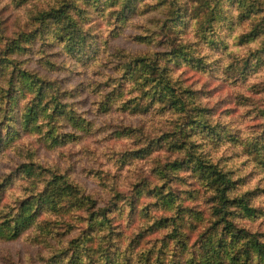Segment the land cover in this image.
<instances>
[{"label": "rangeland", "instance_id": "1", "mask_svg": "<svg viewBox=\"0 0 264 264\" xmlns=\"http://www.w3.org/2000/svg\"><path fill=\"white\" fill-rule=\"evenodd\" d=\"M61 2L78 22L73 30L59 23ZM95 3L0 0V61L5 43L30 36L14 60L16 73L52 83L47 113L51 97L66 93L65 111L39 114L25 126L33 97L21 90L19 76L9 86L10 68L0 75V225L12 223L21 199L34 201L53 176L80 189L66 215L45 208L17 238L1 235L0 264L201 262L198 237L210 234L211 196L192 164L172 168L191 152L229 171L239 191L253 192L263 214L246 226L264 231V33L253 38L264 0H246L248 11L225 3V18L213 27L201 0H178V16L170 0H139L131 10L119 0ZM40 15L47 17L41 25ZM197 45L200 53L172 66V74L181 94L194 97L190 105L201 123L195 113L191 122L161 102L151 104L150 92L127 90V82L123 91L114 88L124 53L165 58ZM188 132L194 147L187 146ZM169 194L176 198L167 206ZM179 201L181 215L187 209L204 217L190 218L180 241L169 221L159 226L176 215Z\"/></svg>", "mask_w": 264, "mask_h": 264}, {"label": "trees", "instance_id": "2", "mask_svg": "<svg viewBox=\"0 0 264 264\" xmlns=\"http://www.w3.org/2000/svg\"><path fill=\"white\" fill-rule=\"evenodd\" d=\"M97 5L100 4V0H95ZM108 2H114L115 0H106ZM123 1V10L133 9V5L139 3V0H119ZM205 5L204 17L210 22V27H213L217 17L222 16L225 18L226 9L224 4L227 3L230 6H234L235 10H247L249 4L245 3L246 0H201ZM172 12L178 16L181 14V5L178 0H170L169 3ZM174 6V7H173ZM52 7L51 10H54ZM57 9V14H61L63 20L59 23L61 26H65L67 29L73 28L78 25L76 18L66 11V5L61 2ZM49 9L48 12H51ZM81 10L85 11V7H81ZM138 10V8H137ZM185 10V9H184ZM250 10V9H249ZM248 11V10H247ZM244 12V11H243ZM186 12H184L185 14ZM65 17V18H64ZM46 16L40 15L39 25L46 21ZM57 15L53 13L52 19H56ZM67 19V23L64 20ZM253 38L258 34L264 33V17H261L253 28ZM20 35L18 34L17 37ZM249 36V35H248ZM31 37L25 39H14V41L7 42L4 45L3 55L0 61V75L4 76L10 73V79H8L9 86L13 88L14 76L15 80L19 77L23 80L21 83V90L27 91L33 97L32 104L29 106L27 113L23 117L22 124L28 126L32 121L37 118V115H48L49 118H55L61 112L65 111L66 105L64 102H60V98L65 100V91L63 93H55L51 97L53 103L49 109L50 113H47V106L49 101L48 88L53 86L52 83H48L37 76L36 73L32 74L26 70H21L16 73L17 64L14 63L15 58H19L26 52V47L22 45L23 42H27ZM79 36L75 35L72 40L78 43ZM75 46V45H73ZM198 46L190 53H181V51L165 52V58H162L158 54L143 58L145 54L132 55L124 53L120 57L117 67L120 72L119 79L116 80L115 89L123 91V88L128 85L130 91L146 90L151 93L149 101L154 104L155 101L161 102L165 107L173 108L178 111L184 118H190L193 122L192 116L195 113L196 124L201 123L198 120V115L194 108H191L190 101L195 100L194 97H189L181 94V87L178 85L177 77L172 74V66L179 64L182 60L191 62L194 59V54L200 53ZM10 68L7 73L6 69ZM20 70V69H18ZM14 75V76H13ZM19 76V77H18ZM132 79H135L132 81ZM20 82V81H19ZM130 84V86H129ZM15 86V85H14ZM204 110V111H203ZM207 108L202 109L206 112ZM204 115V113H203ZM202 116V115H201ZM198 120V121H197ZM203 126L206 123L203 122ZM189 138L188 147H194V137L190 135V132L186 134ZM190 141V142H189ZM186 163L192 164L193 171L196 172L198 177L207 186V192L210 193V206L209 217L207 222L210 223V234L206 238H202V234L198 237L201 241V262L197 264H264V231L253 230L251 227L246 226V222L255 221L259 219L263 214V209L255 206L253 203V192L251 190L239 191L237 187V181H235L229 171H225L220 168L216 163L210 160H203L199 156H194V153H189V159L186 161L175 162L172 165L174 169L176 166ZM57 177L53 176V179L46 181L43 187V192L33 201L32 198L21 199L18 207V212L10 220L5 223L6 226L0 225V236L9 237L11 239L17 238L21 232L32 224L33 219L37 213H42L45 208L47 210L58 211L62 215H66L71 211L69 207V200H77V193L80 189L74 186L71 181L62 177L61 182H57ZM160 191V190H158ZM75 192V196H74ZM167 195L163 201L165 205H170L175 200L174 195ZM161 196V195H160ZM76 198V199H75ZM163 198V197H162ZM87 201L94 204L89 198ZM72 202V201H71ZM176 215L170 219L160 220L159 226H166L169 221L173 230V234L176 238L183 240L185 237L184 232L188 224L192 225L190 220H204L203 215L195 212L191 214L190 210L187 211V215H181V203L179 201ZM192 215V216H191ZM245 221V222H241ZM185 227V228H184Z\"/></svg>", "mask_w": 264, "mask_h": 264}]
</instances>
